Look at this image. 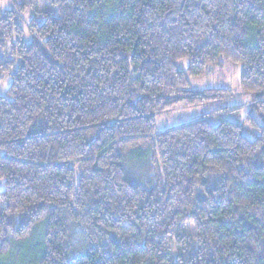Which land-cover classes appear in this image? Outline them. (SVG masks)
Returning <instances> with one entry per match:
<instances>
[{
	"label": "trees",
	"instance_id": "obj_1",
	"mask_svg": "<svg viewBox=\"0 0 264 264\" xmlns=\"http://www.w3.org/2000/svg\"><path fill=\"white\" fill-rule=\"evenodd\" d=\"M41 2L0 12V257L40 228L33 264H264V122L234 111L264 117V0ZM226 62L240 91L190 87Z\"/></svg>",
	"mask_w": 264,
	"mask_h": 264
},
{
	"label": "rangeland",
	"instance_id": "obj_2",
	"mask_svg": "<svg viewBox=\"0 0 264 264\" xmlns=\"http://www.w3.org/2000/svg\"><path fill=\"white\" fill-rule=\"evenodd\" d=\"M22 3L28 4L25 8V13H22V26L27 30L28 23L35 19V15L39 14L41 11H44L47 8L46 2H41V0H2L0 2V12L13 7L15 5H20ZM188 61L186 58H183L178 61V66L180 69L186 71ZM240 66L232 62H226L222 68H211L210 71L204 76L189 77L190 87L191 88H207V87H228L233 92H238L241 90L240 87ZM11 83V76L5 74L4 78L0 82V96L8 95V87ZM236 101H241L239 98L231 100L229 103L220 101V102H211L205 105L194 106V107H183L182 104H178L172 107L170 110L165 111L159 114L156 117L157 130H163L169 126H175L182 122L193 120L199 117L203 113L211 112L219 107H223L236 103ZM242 101H245L244 99ZM251 105L249 103L245 104L242 108H238L235 111L236 118L244 125L245 133L250 134V131H255L251 124L247 121V114L249 116H254L260 123L264 122V117L257 113L256 110H249ZM248 108V109H247ZM247 109V110H246ZM239 111V112H237ZM219 115L225 113L224 115L230 117L229 111H220ZM214 115V114H212ZM217 115V114H216ZM234 116V115H233ZM213 123H218L220 120L216 116H213ZM3 189V183L0 182V191ZM40 228L35 230L36 235L30 239L28 243L19 246L18 256L14 252H11L7 256L0 257V264H33L35 259L39 256V253L42 249V237L40 234ZM78 234V233H77ZM83 236H80L82 239ZM83 240V239H82ZM81 240V241H82Z\"/></svg>",
	"mask_w": 264,
	"mask_h": 264
},
{
	"label": "clouds",
	"instance_id": "obj_3",
	"mask_svg": "<svg viewBox=\"0 0 264 264\" xmlns=\"http://www.w3.org/2000/svg\"><path fill=\"white\" fill-rule=\"evenodd\" d=\"M0 2H2V0H0Z\"/></svg>",
	"mask_w": 264,
	"mask_h": 264
}]
</instances>
